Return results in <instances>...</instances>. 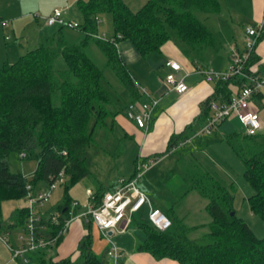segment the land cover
Returning <instances> with one entry per match:
<instances>
[{
	"label": "trees",
	"instance_id": "16d2710c",
	"mask_svg": "<svg viewBox=\"0 0 264 264\" xmlns=\"http://www.w3.org/2000/svg\"><path fill=\"white\" fill-rule=\"evenodd\" d=\"M78 5L85 21L75 29L77 35L67 33L75 30L58 27L36 49L0 68V229L5 202L24 199L39 182L50 185L59 182L65 188L64 200L56 210L59 224L46 214L41 215V221L35 225L36 239H54L72 218L70 212L75 200L69 191L92 175L89 165L92 151H99L96 131L105 129L114 133L118 116L124 115L129 120L130 103L150 101H144V92L121 56L120 43L130 41L144 57L160 52L170 41L191 52L217 50L218 41L200 15L219 14L221 0H149L137 12L123 0H79ZM106 14L114 19L115 35L109 40L98 33L100 18ZM91 45L97 46L105 56L104 66L98 65L88 53ZM107 70L115 73L128 93L129 103L110 85L105 75ZM248 71L262 73L257 47ZM244 81L233 77L217 83L214 97L203 105L199 120L206 122L210 103L228 102ZM262 100L263 92L254 101L258 110L264 105ZM188 139H191L189 133L172 136L166 153L140 160L158 162L166 155L184 151L188 146L179 147ZM225 141L246 166L245 178L254 191L248 198L250 209L264 221V130L255 136L234 133ZM175 148L178 151L173 153ZM11 153L26 154L21 158L38 162L31 181L11 171ZM179 158L190 159L183 154ZM182 177L189 185L184 196L197 192L207 201L206 212L211 217L209 233L201 238L192 237L204 225L188 226L177 216L174 205L167 213L171 226L165 231L158 230L150 221L141 223L132 219V224L146 235L138 250L156 261L171 260L178 264H264V238H259L235 212L236 187L226 185L197 162L188 164ZM114 188L100 185L94 191L93 203L99 204L103 195ZM81 207L75 208L73 214H79ZM30 215L29 209L18 210L14 226L26 227ZM83 224L87 234L80 241L75 258L56 260L51 254L53 250L48 248L31 253L29 262L107 264L94 248L95 224L92 221ZM63 239L60 237L58 245Z\"/></svg>",
	"mask_w": 264,
	"mask_h": 264
},
{
	"label": "crops",
	"instance_id": "0c3cea01",
	"mask_svg": "<svg viewBox=\"0 0 264 264\" xmlns=\"http://www.w3.org/2000/svg\"><path fill=\"white\" fill-rule=\"evenodd\" d=\"M23 4V0L13 1L11 6L9 4V6L5 8L14 11L9 12L7 10L0 9V17L9 16L12 19H20L23 14L18 16L17 13H15V10L23 8ZM221 4V12L219 14L212 15L210 21H215L217 16H224L223 19H225L226 13L228 20H221V18H219V20L224 25L225 23L226 25L232 23L231 25L236 26L234 28V39L231 41V43H229L227 53L223 56H219V50L213 52L208 51L209 55H203L200 51L190 52L188 49H181V47L170 41L164 45L160 52H155L144 57L138 53L130 41H124L120 43L119 50L121 56L124 62L128 65L135 79L138 81L142 92H144V101H149L155 98L160 99V104L155 109L153 119L147 130L137 128V126L128 120L124 115L118 116L115 120L116 125L114 126V131L119 130L123 135L121 139L130 141L128 142L130 143L129 148H131L134 154L136 152L137 155L134 157V164L131 165V169H133V171L130 177L122 178H131L134 175L137 165L136 161L140 159H152L160 154L166 153L172 136H178L185 133L191 134L192 141L188 145V149L186 148L187 150H184L185 153L183 154L184 156H187L195 149L209 147L216 142L219 143L218 145L216 144L215 147H219L221 151L229 152L233 149L225 141L226 138L234 133H243L237 121H229L224 123L215 135L201 139V142L199 141V138L193 139V136L201 130L205 123H202L201 120H199L202 114L203 105L214 97L217 85L207 83L203 71H228L233 64V56L236 51L244 52L246 49L245 29L264 23V0H221ZM8 12L11 14H5ZM0 20L3 21V18H0ZM44 21L45 26L41 25L39 27L40 29L36 31L37 37L33 43L30 44L29 40L27 41V45L29 44L28 47H38L43 41L52 37L56 33L58 27L49 26L47 20L45 19ZM215 23L218 24V21ZM0 26V29L6 30L11 28V30L15 32V26L12 27L10 24H8V26L3 27L1 23ZM212 33L214 34L213 31ZM19 47L24 49L23 45ZM8 50L10 49L7 47V52ZM24 50H26V47ZM257 56L259 58V63L262 67V74L264 76V35L257 46ZM5 58L3 57V54L0 50V66H2V64L4 65L6 63H10L9 59ZM170 61H175L176 63L180 64L182 69L175 72L171 68L167 67V63ZM170 74H175L178 80L183 81L189 87V91L182 95L173 92L166 80ZM262 92V104H264V91ZM119 93L125 103H129L128 93L122 88L119 90ZM263 109L264 105L262 109L259 110V115ZM212 140L218 141L211 143ZM171 157L172 154L164 156L157 163H155V165L146 175L152 173L156 168L162 165L164 161L170 159ZM219 166L224 169L221 164H219ZM116 184H113L110 187L113 188ZM92 191L94 192V190ZM191 195L192 192L183 199L194 197L193 199H197L199 203L200 213L208 215L206 212L207 201L201 196ZM149 197L152 198L151 196ZM74 200L80 202L81 206L84 204L82 201H80V199ZM3 205L2 218L4 220ZM154 207L164 212L168 217V212L163 211L161 207L155 204ZM146 209H148L147 206H145L141 211ZM83 210L84 209L82 206L79 210V214H81ZM175 211L177 216L180 219L185 220V222H188V220L191 218L190 213H188V215L187 213L179 215L176 209ZM56 213L57 211H54L53 209L49 213H46V215L47 217H51ZM15 216L13 217V220L10 224L3 221L2 228L0 229V264H22L19 260L13 259V253L9 246L13 247L14 249L25 248L27 247V244L30 240V236L27 232V226H14ZM204 219L206 225L211 223L210 216L209 218L205 216ZM200 226L202 225H192V227ZM8 227H22V229H24V233L29 239H27L22 232L15 234L14 237L12 236V233L8 235ZM122 229L123 225H121L114 233L109 232L108 235H105L98 227H95L93 229V234L95 238L94 248L96 252L99 254L105 252L107 255V252L111 246V242H113L121 251L119 264L120 261L123 264H178L177 262L171 260L156 261L150 255L139 251V246L146 240V235L137 225H133L131 223L126 232H121ZM86 234L87 230L85 229L84 224L78 220L74 221L71 224L63 241L60 243V245L56 246L55 250L51 252L52 256L56 260H61L68 257L75 258L78 255V245ZM194 234V237H196V232ZM4 239L7 240V243L4 242ZM28 264L31 263L29 262Z\"/></svg>",
	"mask_w": 264,
	"mask_h": 264
},
{
	"label": "rangeland",
	"instance_id": "374dc122",
	"mask_svg": "<svg viewBox=\"0 0 264 264\" xmlns=\"http://www.w3.org/2000/svg\"><path fill=\"white\" fill-rule=\"evenodd\" d=\"M13 1L17 0H0V9L13 12L14 10L5 8L9 6V4L11 6ZM123 1L130 7L131 10L135 12L139 11L149 2V0ZM23 2V8L15 10V13H17L18 16L23 14V17L21 16L20 19H12L9 16L0 17L3 18V22L10 24L12 27L15 26V32L12 31L11 28L6 30L0 29V50L3 57L8 58L10 63H15L28 51L37 48V46L34 48H30L31 46L28 47L29 44L27 45V41L29 40L30 44L33 43L37 37L36 31L40 29L39 27L41 25L45 26L44 20H47V18L56 10H60L65 13V18L68 21L79 25L84 24L85 19L79 9V0H23ZM9 12L5 14H11ZM200 17H202V20L205 21L208 28L214 32L215 38L218 40L217 50H219V56H223L227 53L229 43H231L234 39V28L236 26L231 25L232 23H229L228 25L225 23L224 25L219 20V18H221V20H228L226 13L225 19H223L224 16H217L215 21H210L212 16L206 17L204 15H200ZM216 21H218V24L215 23ZM67 33H76L75 35H77L79 32L76 30H68ZM98 33L106 40L114 37L115 29L112 15L106 14L101 16L100 23L98 25ZM22 45L24 49L26 47V50L19 47ZM175 45L177 44L175 43ZM178 46L181 47V49H184V47L180 45ZM7 47L10 49L8 52ZM88 53L98 65H105L106 58L97 46L91 45L88 49ZM208 53V51L202 52L203 55H209ZM3 66L4 65L2 64L0 67L2 68ZM105 75L113 89L119 93V90L122 87L119 84L115 73L112 70H107ZM260 116L264 122V109L260 112ZM93 126L94 120L91 121L90 128L92 129ZM95 137L99 142V151H92L93 155L89 162L92 175L82 180L69 191V195L72 199H80V201L84 203L82 204L84 209L82 214L88 211V208L85 207L88 202L86 194L87 191H97L100 185L110 187L113 184H116L122 177H130L133 171V169H131V165L134 164V157L137 156L136 152L134 154L131 148H129L130 143L128 142L130 141L121 139L123 135L119 130L114 131V133H110L105 129H98L95 133ZM205 138L208 137L199 138V141L201 142V139ZM218 143L216 142L209 147L195 149L189 154L190 159L187 160H180V154H184L185 151L179 150V152L172 154L170 159L164 161L162 165L156 168L152 173L146 175L140 181L139 186L143 191L152 197V202L161 207L163 211L168 212L170 208L175 205V209L178 211L179 215H183L185 213L188 215V213H190L191 218L188 222L186 221L188 226L192 227V225H204V227L198 229L196 232V238H201L209 233V223L206 225L204 219L205 216H207V218H209V216L200 213L199 203L197 199H193L194 197L183 199L185 197V193L189 189V185L183 180L182 173L185 168L188 167V164L197 162L203 165L208 171H210L226 185H234L236 187L237 191L235 193L234 209L237 216L244 219L259 238H264V221L259 216L252 213L248 202V198L253 195L254 191L245 178L246 166L233 150L224 152L221 151L219 147H215ZM9 164L13 173L23 174L25 177L30 178V181L38 168V162L36 160L22 159L17 153H11ZM219 164H221L224 169H222ZM49 190L50 184L46 182H39L35 186L34 192L31 194L35 200V214L44 215L53 209L56 211L58 205L64 200L65 188L59 183L57 189L52 191L50 202L42 206V203L38 202L40 193ZM191 196L200 195L196 192H192ZM24 208L29 210L32 209V203L30 196L28 195L24 199L4 203L3 221L10 224L13 217L16 215V212ZM149 214L150 211L148 208L135 214L133 219H136L141 223H149ZM82 223H84V221H82ZM8 229V235L12 233L13 237L15 234L21 232L24 233V229H22V227H8ZM23 235L29 239L25 233ZM194 235L195 234H193L192 237ZM97 254L100 255V257H103L107 264H115L113 259L107 257L108 255H106L105 252ZM120 264L123 263L120 261Z\"/></svg>",
	"mask_w": 264,
	"mask_h": 264
},
{
	"label": "built area",
	"instance_id": "2783aa9c",
	"mask_svg": "<svg viewBox=\"0 0 264 264\" xmlns=\"http://www.w3.org/2000/svg\"><path fill=\"white\" fill-rule=\"evenodd\" d=\"M0 23L3 27L8 26L6 22L0 21ZM47 23L49 26L64 27L71 30L80 27L79 24L68 21L65 18V13L60 10L53 12L52 15L47 18ZM263 35L264 23L258 24L255 27L246 28V49L244 52L236 51L230 69L226 72H216L213 70L203 71L206 82L210 84L227 82L233 77H241L245 81L241 89L237 91L228 102L212 101L210 103V114L201 130L193 136V139L211 137L216 134L224 123L229 121H237L242 132L248 136H255L263 129V122L254 101L255 98L264 91V76L259 72L248 71V63ZM167 67L175 72L182 69L181 65L175 61L168 62ZM167 84L173 92L179 95L189 91V87L183 81L178 80L175 74L168 75ZM159 104L160 99H152L149 102L137 104L130 103L127 108L128 118L133 121L138 128L147 130L153 119L154 111ZM191 141L192 138L186 140L179 148L188 146ZM177 149L178 148H175L173 153L176 152ZM21 157L25 158L26 154H21ZM155 163L157 162L153 160H139L134 175L131 178H121L117 182L115 188L106 192L97 205L93 203L95 198L94 192L88 190V202L85 206L88 208V211L83 214L74 215L73 210L81 206L80 202L75 201L72 206V212H70L72 218L65 222L61 233L52 240L36 239L34 237L35 225L37 222L41 221V215L35 214L34 212L35 200L31 196L33 192H30L28 196H30L32 209L30 210L31 215L26 224L30 240L25 248L14 249L9 246L13 253V259L28 264L29 254L39 249L51 248L55 250L60 237H65L71 224L76 220L87 223L92 221L105 235H108L109 232L114 233L121 225H123L121 232H126L132 223L133 216L141 212L145 206H147L150 211V223L160 231L167 230L171 226L170 219L164 212L154 207L151 198L139 186L140 181L152 169ZM61 181H63V174H61ZM58 184L59 182L52 184L50 185L49 191L40 193L38 202L42 203V206L50 202L52 191L57 189ZM28 190L31 191V186H28ZM48 217L52 218L55 224H59L57 214ZM4 242L7 243V240L4 239ZM107 255L113 259L115 264H119L121 251L115 243L111 242Z\"/></svg>",
	"mask_w": 264,
	"mask_h": 264
},
{
	"label": "water",
	"instance_id": "95a60500",
	"mask_svg": "<svg viewBox=\"0 0 264 264\" xmlns=\"http://www.w3.org/2000/svg\"><path fill=\"white\" fill-rule=\"evenodd\" d=\"M233 215H234V213H233Z\"/></svg>",
	"mask_w": 264,
	"mask_h": 264
}]
</instances>
